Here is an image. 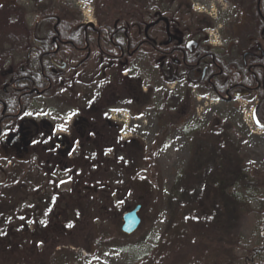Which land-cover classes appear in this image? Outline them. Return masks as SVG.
<instances>
[{
	"label": "rangeland",
	"instance_id": "obj_1",
	"mask_svg": "<svg viewBox=\"0 0 264 264\" xmlns=\"http://www.w3.org/2000/svg\"><path fill=\"white\" fill-rule=\"evenodd\" d=\"M210 1L0 0V3L5 8L18 6L25 11L29 23L37 24L45 32L49 23L46 25L41 18L47 6L81 21L85 19L82 8L91 6L98 24L119 25L125 14L141 9L140 2H153L149 12L155 14L159 9L163 19L173 16L186 35L194 24L205 19L213 21L214 26L209 30L220 31L217 45L222 50L227 44L224 39L237 35H233V29L237 37L241 33L244 38L254 31L257 22L250 8L248 13L238 12L231 3L213 0L214 4L210 5ZM155 2L161 7L155 6ZM196 6L199 8L195 9ZM5 17L1 10L0 19ZM55 22L54 18L51 23ZM228 53L232 57L237 55L232 48ZM64 59L73 66L67 74H74L73 91L82 96L78 103L84 115L92 109L96 56L85 52L77 58L65 56ZM78 62L82 66L77 69ZM131 73L137 85L142 86L133 93L143 94L140 98L143 108L139 109L136 103L116 107L122 113L110 120L112 135L116 134L121 143L119 151L109 142L113 141L111 136L106 137L107 141H103L106 144L99 151L85 140L84 146L70 149L72 156H65L70 167L63 168L54 167L53 162L47 166L37 163L35 158L19 162L14 154L4 155L0 148V242L8 245L5 252H0V263L264 264V127H258L255 116L252 119V107L257 99H218L212 92L209 97L202 96L200 91L204 92L205 88L193 92L183 81L166 82L157 68L156 58L151 55L147 56L145 66H134ZM168 74L165 71V76ZM62 97L66 96L60 91L47 99V114L59 134L69 126L70 120L65 122L64 116L78 114L74 106L63 103ZM129 99L130 95L125 94L121 101ZM72 100L77 99L74 96ZM197 134L216 142L224 140L230 147L233 144L234 150L237 148L254 184L234 182L227 188L249 203L250 210L233 234L235 244L231 245V253L226 251L224 234L215 226L218 230L207 236L204 245L195 246L188 255L178 254L179 258H172L170 253L168 258L165 250L173 237L181 238L180 229L176 231L178 225H188L191 221L179 214L185 208L181 204L194 208L185 200L187 186L202 180L193 176ZM60 149L56 146L57 152ZM57 152L49 151L47 155ZM213 161L220 164V156L215 155ZM224 171L227 173V168ZM138 203L143 206L140 212L143 223L135 233L125 234L121 229L123 215ZM179 245L184 248L182 242ZM9 249L14 250V255L7 253Z\"/></svg>",
	"mask_w": 264,
	"mask_h": 264
},
{
	"label": "flooded vegetation",
	"instance_id": "obj_2",
	"mask_svg": "<svg viewBox=\"0 0 264 264\" xmlns=\"http://www.w3.org/2000/svg\"><path fill=\"white\" fill-rule=\"evenodd\" d=\"M214 1H210V5ZM218 2L231 3L238 12L252 10V17L257 22L254 31L245 38L241 33L237 37L238 33L233 29V35H237L224 39L227 44L223 50L217 45L220 31L209 30L214 26L213 21L205 19L201 22L209 25L204 29L201 23L194 24L186 35L173 16L163 19L159 9L155 10V14L150 13L153 2H140L141 9L125 14L119 19V25L98 24L95 17L89 22L79 20L76 26L79 31L69 39L66 33L59 30L61 18L57 15L50 17L51 6H47L41 18L46 25L49 23L45 32L37 24L29 23L24 10L18 6L5 8L1 2L0 11L6 13V17L0 19V148L3 154H14V159L19 162L35 158V162L47 166V154L49 151L57 152L56 146L61 149L49 157L66 158L72 156V147L84 146L85 143L77 139V133L82 137L88 134L87 141L100 134V141H103L106 127L97 125L99 119L106 121L107 128H111L110 118L114 119L117 113H122L116 107L136 103L139 109L143 108L140 102L143 94L133 93L142 86L134 81L131 70L134 66H145L148 55L156 58L157 68L162 71L161 77L166 82L183 81L193 92L205 88L204 92L200 91L202 96L209 97L212 92L218 99L256 98V106L252 107L253 117L258 119V127H264V121L259 119L264 108V96H261L264 95V26L261 29L260 23L261 19L264 22L260 9L262 0ZM155 3V6L161 7L159 2ZM198 8L196 6L195 9ZM54 18L56 22L52 24ZM222 28L223 25L220 26ZM231 48L238 56L232 57L228 53ZM85 52L96 56L97 76L92 109L81 115L83 109L78 98L82 96L77 90L76 96L73 91L71 77L74 74H67L73 66L64 57L77 58ZM76 65L77 69L82 66L79 62ZM131 65L133 67L127 69ZM165 71L170 74L165 76ZM60 91L66 96L62 97L63 103L74 106L78 111L77 115L65 113L64 121H70L67 130H61L62 134L54 131L47 114V99L53 92L57 95ZM125 94H129L130 99L121 101ZM74 96L76 101L72 100ZM48 140L50 147H47Z\"/></svg>",
	"mask_w": 264,
	"mask_h": 264
},
{
	"label": "trees",
	"instance_id": "obj_3",
	"mask_svg": "<svg viewBox=\"0 0 264 264\" xmlns=\"http://www.w3.org/2000/svg\"><path fill=\"white\" fill-rule=\"evenodd\" d=\"M260 9L264 15V0L261 2ZM49 15L50 17L57 15V17L61 18V23L58 27L61 32L66 33L67 39L70 38L69 36H74L76 31H79L76 27L80 23L78 18L73 16L72 18L68 16V14L64 15L55 9H52L49 12ZM68 17L70 18L68 19ZM260 23L262 29L264 26L262 19ZM200 26L204 29L209 25L201 23ZM222 88L224 89L225 86ZM53 89H57V87L53 86ZM261 96L264 95L261 94ZM259 119L264 121V108L260 111ZM97 125H99L100 128L102 126L106 127L105 138L111 136L113 141L109 142H111L116 147V150L119 151V145L121 143L117 140L116 134L112 135V127L107 128L108 125L106 121H103V119H99ZM88 136V134H85L83 137L78 133L76 134L77 139H80L82 142H85ZM94 139H96V141ZM226 139H228V137ZM103 141H107V138ZM103 141H100V134H95V136L89 140V143L87 144L95 145L96 147L93 149H97L99 151L102 150L106 144V142ZM98 143L100 146L102 145L100 148H97L99 147ZM225 145L224 140L223 142H216L201 134H197L195 138V147L193 149V176L195 174L196 176L201 177L202 180L194 181L192 184L189 183L187 186L185 200L187 203L190 201V203L194 205V208L192 209L191 206L181 204V206L185 208L184 210H180L179 214H181L183 218L188 216L189 218L187 220L191 221L188 225H178L176 231L180 229L181 238L176 239L175 236L173 237L168 250H165L166 257L171 258V253L172 258H179L178 254L185 253V255H188L189 252L193 251L192 248L195 246L204 245V241H206L207 236L218 230L215 226H218L224 234V237L222 235V240L227 244V250H225L228 253H231V245L235 244L233 234L236 230H238L241 219L249 212L250 205L243 200L240 195L232 193L228 190L227 187L229 184L234 182L247 186L254 184V181L251 180L250 174L246 172L248 166L240 158L237 148L234 150V148H232L234 145L232 144L230 147L229 142L226 146ZM217 154L220 156L221 163L216 165L213 158ZM50 162H53L52 165H54V167H70V161L68 162L67 159L62 156L52 158L47 155V164ZM72 165H74V162ZM224 168H227V173L224 171ZM183 199L184 198H182V200ZM217 221L219 223H217ZM180 242L184 244V248L179 245ZM6 246L8 245L0 242V252H5V249H7ZM9 250L10 251L7 253L14 255V250ZM18 263L19 261H17L16 264Z\"/></svg>",
	"mask_w": 264,
	"mask_h": 264
},
{
	"label": "water",
	"instance_id": "obj_4",
	"mask_svg": "<svg viewBox=\"0 0 264 264\" xmlns=\"http://www.w3.org/2000/svg\"><path fill=\"white\" fill-rule=\"evenodd\" d=\"M142 207V204L138 203L124 213L121 229L125 234H133L141 227L143 223V218L140 214Z\"/></svg>",
	"mask_w": 264,
	"mask_h": 264
},
{
	"label": "built area",
	"instance_id": "obj_5",
	"mask_svg": "<svg viewBox=\"0 0 264 264\" xmlns=\"http://www.w3.org/2000/svg\"><path fill=\"white\" fill-rule=\"evenodd\" d=\"M91 6H88L86 10H84V14H85V21L89 22L92 21L94 19V12L91 10L90 8Z\"/></svg>",
	"mask_w": 264,
	"mask_h": 264
}]
</instances>
